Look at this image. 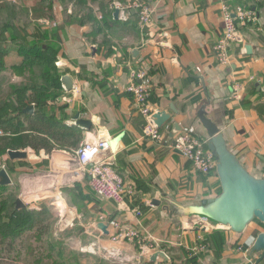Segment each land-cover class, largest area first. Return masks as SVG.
Instances as JSON below:
<instances>
[{
    "label": "crops",
    "instance_id": "crops-1",
    "mask_svg": "<svg viewBox=\"0 0 264 264\" xmlns=\"http://www.w3.org/2000/svg\"><path fill=\"white\" fill-rule=\"evenodd\" d=\"M113 1L130 0H19V14L14 15L13 0H0V11L5 7L10 12L0 21L4 27L0 34L7 35L1 42L12 43L4 74L22 80L27 76L25 68L17 67L22 57L15 53L14 43L46 44L41 59L47 62L48 75L38 73L36 80L50 92L45 99L47 114H52L55 125L72 131L67 134L68 138L72 134V146H56L51 152L17 149L27 152L20 169L39 168L45 174L56 170L62 188L84 207L88 225L82 226L94 232L100 248L119 223L138 229L153 252L163 254L135 264H264V257L259 260L264 253V223L253 213L256 197H264V38L242 27L246 44L233 46L230 65H220L213 53L222 30L220 4L251 8L264 28V0H140L154 7L147 32L140 30L136 19L123 22L114 17L109 9ZM32 12H40L39 17H32ZM10 34L17 38L9 41ZM161 40L166 43L161 45ZM128 65L146 71L152 111L170 115L160 127H169L167 137L190 132L205 140L207 149L214 141L218 159L210 174L194 171L169 147L170 140L159 145L143 137L144 117L126 91ZM43 75L47 84L41 83ZM235 81L242 85L239 99L232 96ZM28 89L26 101L40 93ZM27 105L33 112H24L25 107L21 111L30 116L44 108ZM201 108L217 124L213 138L198 117ZM76 113L92 121L90 130L75 124ZM12 122L16 130L27 125L24 117ZM120 132L124 135L117 150L107 154L134 187L126 208L97 197L86 172L71 161L84 138L108 139ZM60 200L57 197L55 204L69 211ZM136 209L141 212L138 218ZM194 215L207 219L211 228L189 227ZM99 222L107 225V234L97 227Z\"/></svg>",
    "mask_w": 264,
    "mask_h": 264
},
{
    "label": "rangeland",
    "instance_id": "rangeland-1",
    "mask_svg": "<svg viewBox=\"0 0 264 264\" xmlns=\"http://www.w3.org/2000/svg\"><path fill=\"white\" fill-rule=\"evenodd\" d=\"M16 2L17 0H13L11 3L13 15L19 14L20 10L19 0ZM4 8L0 11V21H3L4 14H10ZM3 29L0 26V33ZM6 37L7 35L2 37L0 34V47L3 43H7L6 47L12 44L1 42ZM16 38L13 34L8 36L9 41ZM8 55L4 58L6 63L11 62ZM24 71L27 76L23 80L17 79L21 76L8 72L6 75L5 71H0V121L18 113L21 108H26L24 104L30 91L28 87L42 93L44 99L50 97L48 87L43 88L36 80L38 73H45L44 69L27 66L22 72ZM41 80L42 84H47L45 75ZM15 133L16 130L0 129V136ZM23 163L20 159L9 161L7 155L0 157V169H4L11 179L6 188L0 189V264H73L79 260H88L92 264H120L104 258L94 232L84 231L82 224L88 225V215H84V207L80 206L76 198H72V193L68 195L65 188H62L61 181L56 176L58 172L51 170L45 174L39 168L21 170ZM44 192H50L47 194L48 198H43ZM57 197L64 202L65 207L70 208L69 211H62L55 204ZM17 199L24 203V208H15ZM93 220L97 219L89 222ZM32 221L33 225L29 227ZM93 226L94 223H91V227ZM90 245H93L92 248Z\"/></svg>",
    "mask_w": 264,
    "mask_h": 264
},
{
    "label": "built area",
    "instance_id": "built-area-1",
    "mask_svg": "<svg viewBox=\"0 0 264 264\" xmlns=\"http://www.w3.org/2000/svg\"><path fill=\"white\" fill-rule=\"evenodd\" d=\"M111 11L117 10V18L126 22L136 18L140 30L148 31V26L154 15V7L140 0H130L127 3L113 1L110 3ZM220 18L222 30L219 38L213 45V53L220 65H230L233 60V46L243 47L246 44V37L242 27L251 29L255 34L264 38V28L259 24L257 14L251 8H244L241 5L231 6L228 3L220 4ZM162 36L167 33L162 31ZM159 43L164 45L166 41ZM129 82L126 91L131 95L135 108L144 117L143 137L150 139L159 145H164L170 140L169 147L176 150L184 157L191 168L202 174H210L214 169L215 159L206 148V142L190 132H179L167 137L170 129L158 127L153 119L154 111L148 104L150 87L147 74L144 69H134L128 65ZM235 80V79H234ZM233 86V98L239 99L242 85L235 81ZM109 150L107 139L102 136L84 138L74 150L71 161L76 164V169L86 172L88 183L92 192L101 199L113 200L117 208H126L129 200L134 195V187L125 182L123 177L116 171ZM137 218L141 212L136 209ZM139 220V219H138ZM189 227H199L207 230L211 224L202 216L194 215L190 218ZM103 257L112 259L120 264H135L144 257L153 261L161 251L153 252L146 243V238L140 234L138 229L133 227L120 226L114 223V231L107 236L106 244L101 246Z\"/></svg>",
    "mask_w": 264,
    "mask_h": 264
},
{
    "label": "trees",
    "instance_id": "trees-1",
    "mask_svg": "<svg viewBox=\"0 0 264 264\" xmlns=\"http://www.w3.org/2000/svg\"><path fill=\"white\" fill-rule=\"evenodd\" d=\"M242 6L244 8H249L244 5ZM32 10L36 9L33 8ZM35 12L36 11H34V13ZM39 15L40 12L32 14V17L38 18ZM127 22H129V20ZM13 46L15 53L22 57L21 63L17 65L18 68L22 69L27 66L31 67L40 65L44 66V74L48 75L47 62L41 59V53L46 49V44H42L39 42H35L33 44L14 43ZM8 53L9 48L0 47V71H3L7 68V64L4 58ZM42 95V93H34L33 97L29 95L27 97L28 101L25 102L24 105L34 103L35 105L43 106V111H36L34 115L30 116L22 112L20 109V111H18V113H15L14 116L0 121V129L7 131L16 130L15 124L12 121L16 122L22 117L27 119V125L25 127H19L16 130L20 133V135L0 136V157L6 155L8 150L24 149L26 147H30L34 150L44 149L46 152H51L56 148V146H72V134L70 138H68L69 136H67V134L71 133L72 131L68 130V127L66 126L55 125V121L53 122L52 114L51 116L48 115L47 111L45 110L47 101H45ZM62 133L66 134L67 138H65ZM6 186L7 185H0V189L6 188ZM32 225L33 221L30 223L29 227H31ZM0 232H2L1 228Z\"/></svg>",
    "mask_w": 264,
    "mask_h": 264
},
{
    "label": "water",
    "instance_id": "water-1",
    "mask_svg": "<svg viewBox=\"0 0 264 264\" xmlns=\"http://www.w3.org/2000/svg\"><path fill=\"white\" fill-rule=\"evenodd\" d=\"M117 13H118V11L115 10L113 13L114 17H117ZM246 49L249 51L250 47L247 46ZM63 81L66 83V86L68 87V82H66V77H65V79H63ZM23 111L32 113L33 112V106H28V107L24 108ZM169 116H170L169 114L160 111V112H155L153 114V119H154L155 124L158 127H161L163 125V123H165L169 119ZM198 117L200 118L203 126L206 128L208 136L210 138H213L218 133L217 124L214 121L210 120L206 116L203 108L200 109V111L198 113ZM73 119L75 121V124L83 130H90L92 127V121L80 117L79 113H76L74 115ZM123 135H124V132H120L118 135H116L112 138L108 137L107 144H108V147L112 153H115V151L117 150L118 143L122 139ZM208 149L210 150L214 159H218V153L215 150L214 141H210L208 143ZM7 156L10 160L24 159L27 157V152L25 150H16V149L15 150H8ZM10 182H11V179H10L9 175L7 174V172L4 169H0V185H8V184H10ZM255 200L256 201H254V203H253V213L261 222L264 223V197H256ZM15 208L16 209L24 208V203H22V201L20 199H17L15 201ZM97 227L99 229H101L104 234H107V229H106L107 225L105 223L99 222V223H97ZM154 256L152 257L151 260L154 259ZM263 257H264V253H262L260 255L259 260Z\"/></svg>",
    "mask_w": 264,
    "mask_h": 264
},
{
    "label": "bare ground",
    "instance_id": "bare-ground-1",
    "mask_svg": "<svg viewBox=\"0 0 264 264\" xmlns=\"http://www.w3.org/2000/svg\"><path fill=\"white\" fill-rule=\"evenodd\" d=\"M61 201V200H60ZM60 205V204H59ZM69 217V216H68Z\"/></svg>",
    "mask_w": 264,
    "mask_h": 264
}]
</instances>
